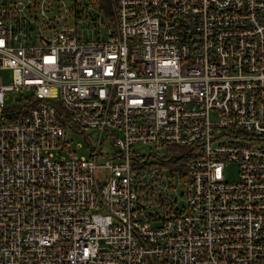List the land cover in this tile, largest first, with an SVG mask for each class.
<instances>
[{"label":"built area","instance_id":"2783aa9c","mask_svg":"<svg viewBox=\"0 0 264 264\" xmlns=\"http://www.w3.org/2000/svg\"><path fill=\"white\" fill-rule=\"evenodd\" d=\"M95 1L0 0V264H264V0Z\"/></svg>","mask_w":264,"mask_h":264},{"label":"rangeland","instance_id":"374dc122","mask_svg":"<svg viewBox=\"0 0 264 264\" xmlns=\"http://www.w3.org/2000/svg\"><path fill=\"white\" fill-rule=\"evenodd\" d=\"M66 5L69 9H73L74 5L77 6L80 10H82L81 17L78 20V25H84L86 31L84 32V35L87 32V28L90 30L89 33H91V28L95 26V24L92 23L91 19L93 17H98L100 15L104 18V16L99 12L98 9L95 8L96 1L95 0H78V2H75L74 0H65ZM70 22H74V18L72 16L69 17ZM88 21V22H87ZM89 23V27H87V24ZM97 28V26H96ZM102 29H104V26H102ZM81 31V30H80ZM92 34V33H91ZM92 36V35H91ZM10 78V70H4V82H8ZM77 142H84L83 139H80L79 137L76 138V141L73 143L74 146H77ZM143 148L148 149L149 145H143ZM158 151L165 152L164 147H157L155 148ZM78 154H88L86 152V147L84 146L82 149L77 148ZM237 176V164L234 162H229L227 164L226 168V178H229L231 180L235 179Z\"/></svg>","mask_w":264,"mask_h":264},{"label":"trees","instance_id":"16d2710c","mask_svg":"<svg viewBox=\"0 0 264 264\" xmlns=\"http://www.w3.org/2000/svg\"><path fill=\"white\" fill-rule=\"evenodd\" d=\"M75 1L78 2V0ZM97 1L101 8L105 9V11H108V4H109L108 0H97Z\"/></svg>","mask_w":264,"mask_h":264}]
</instances>
